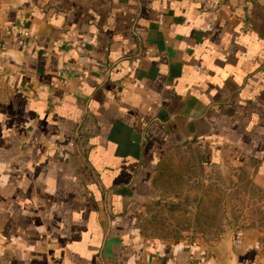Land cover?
I'll return each instance as SVG.
<instances>
[{"label":"crops","instance_id":"crops-1","mask_svg":"<svg viewBox=\"0 0 264 264\" xmlns=\"http://www.w3.org/2000/svg\"><path fill=\"white\" fill-rule=\"evenodd\" d=\"M201 9L0 0V264L262 263L133 224L174 148L264 187V0Z\"/></svg>","mask_w":264,"mask_h":264},{"label":"rangeland","instance_id":"rangeland-1","mask_svg":"<svg viewBox=\"0 0 264 264\" xmlns=\"http://www.w3.org/2000/svg\"><path fill=\"white\" fill-rule=\"evenodd\" d=\"M140 203L133 223L144 237L198 240L206 248L227 233L253 247L264 264V187L249 167L203 165L190 147L174 148Z\"/></svg>","mask_w":264,"mask_h":264},{"label":"built area","instance_id":"built-area-1","mask_svg":"<svg viewBox=\"0 0 264 264\" xmlns=\"http://www.w3.org/2000/svg\"><path fill=\"white\" fill-rule=\"evenodd\" d=\"M196 1L200 4L202 8L201 10L209 11V12H214L218 10V8H220L223 4V0H196ZM10 31L20 33L21 35L24 36L28 35V31L25 28L11 26Z\"/></svg>","mask_w":264,"mask_h":264},{"label":"trees","instance_id":"trees-1","mask_svg":"<svg viewBox=\"0 0 264 264\" xmlns=\"http://www.w3.org/2000/svg\"><path fill=\"white\" fill-rule=\"evenodd\" d=\"M164 164H163V161H162V163H161V165L160 166H158V168H157V172H159V171H161L162 170V166H163Z\"/></svg>","mask_w":264,"mask_h":264}]
</instances>
